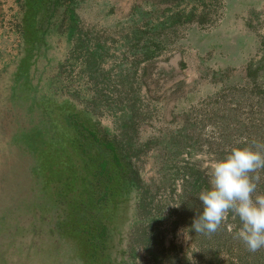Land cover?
I'll use <instances>...</instances> for the list:
<instances>
[{
    "label": "rangeland",
    "instance_id": "obj_1",
    "mask_svg": "<svg viewBox=\"0 0 264 264\" xmlns=\"http://www.w3.org/2000/svg\"><path fill=\"white\" fill-rule=\"evenodd\" d=\"M25 6L0 100V264H264L234 214L192 228L210 163L264 143V0Z\"/></svg>",
    "mask_w": 264,
    "mask_h": 264
},
{
    "label": "clouds",
    "instance_id": "obj_2",
    "mask_svg": "<svg viewBox=\"0 0 264 264\" xmlns=\"http://www.w3.org/2000/svg\"><path fill=\"white\" fill-rule=\"evenodd\" d=\"M261 169L264 143L255 140L232 147L225 157L213 160L208 170L210 188L198 196L203 211L192 225L196 233H215L232 213L241 222L234 238L251 252L264 248V193H257L254 181L259 177L252 175Z\"/></svg>",
    "mask_w": 264,
    "mask_h": 264
},
{
    "label": "crops",
    "instance_id": "obj_3",
    "mask_svg": "<svg viewBox=\"0 0 264 264\" xmlns=\"http://www.w3.org/2000/svg\"><path fill=\"white\" fill-rule=\"evenodd\" d=\"M26 0H0V100L25 58L23 23Z\"/></svg>",
    "mask_w": 264,
    "mask_h": 264
}]
</instances>
